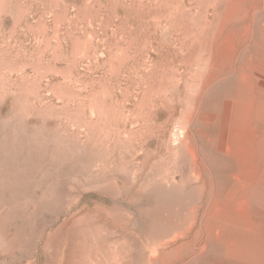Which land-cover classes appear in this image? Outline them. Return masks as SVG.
<instances>
[{
  "label": "rangeland",
  "instance_id": "1",
  "mask_svg": "<svg viewBox=\"0 0 264 264\" xmlns=\"http://www.w3.org/2000/svg\"><path fill=\"white\" fill-rule=\"evenodd\" d=\"M254 2L0 0V264H156L154 214L183 219L197 197L187 145L216 146L230 181L215 134L239 77L208 80L230 31L253 26L231 66L254 52ZM201 229L183 259L196 246L191 264H229Z\"/></svg>",
  "mask_w": 264,
  "mask_h": 264
},
{
  "label": "bare ground",
  "instance_id": "2",
  "mask_svg": "<svg viewBox=\"0 0 264 264\" xmlns=\"http://www.w3.org/2000/svg\"><path fill=\"white\" fill-rule=\"evenodd\" d=\"M251 6V14L252 16H256L258 15V11L260 12L261 8L263 9L264 0H260V2H254V4ZM235 14L237 16L243 17L245 14L244 9L241 6L238 7V9L235 11ZM252 27L244 24L242 28L243 30L241 32H228V36L222 42V45L225 44V47L217 50L218 55L214 62V71L210 77V80H208V83H210L211 81L217 82L221 74L223 75L225 73L226 75V73L228 74L229 72H231L233 76L237 74L239 77V84L237 86L236 95L233 100H227L223 110L224 114L220 119V131L217 130V134H215V136L217 135L216 141L218 143L219 149L222 150V152L224 151L226 154L233 155L235 157V164L233 163L234 165H231L232 167L229 165L231 167L230 173L225 174L230 175L229 177L231 179L228 178V180H230L229 182L226 180V182L228 183L226 185L220 186V184L216 182L217 180L219 182V179H222L223 175H221V178H218V176L223 172L220 173L217 177H214L215 172H213V170H215L214 167L216 165H221V161H223L221 157L224 156H221L223 153L219 154L220 157L218 156L217 151L215 152L214 149L216 147L214 146L215 144H213L214 147L210 146L212 147L210 151L211 153H209V151L207 150V152L203 153L205 149H200L203 153L202 154L200 152L202 154L201 156V154L197 153L196 151V148H198V146L196 147V145L198 143L194 146V143L192 142L190 144L189 142L186 143V140L188 138H184L185 145L189 144L187 145V148L193 158H191L193 160L192 163L194 164L192 169L194 180L196 181L195 187L197 191V197L194 199H190L188 203L189 208L187 214L183 217V219H178L171 213L167 216L160 214L162 208L164 209V207L158 209V213L156 212L154 214V219L157 223V232L161 233L162 235L158 245L163 249L161 251V257L155 258L156 264H189L190 262L195 260V258L197 259V256H199L202 251L197 250L195 248L196 246L193 247V251L187 257V260L183 259L182 252L185 247L192 244L193 239H189V235L193 233L194 239H196L199 235L198 233L200 232V230H202L201 228H204L202 233L204 236L203 239L208 238V236H213L217 240H220L222 242L224 246L223 253L227 259L231 260L229 264H264V18L260 19V34L259 37H257L258 40H256L253 44L255 45V48H252L254 49V52L249 54L247 60L244 61V64L239 69H235L234 66H231L229 64L231 54L233 53L237 55L236 52L240 51L238 50V48L240 49L242 46H245L249 43L251 38L250 33H252ZM209 65L210 64H208V66ZM225 75H223V77ZM220 82L221 79L219 83ZM224 82L225 81H223V83ZM214 86L216 85L214 84ZM211 87L210 90L214 88ZM206 90L204 91L205 93L210 92ZM198 109L199 106L196 111H198ZM212 109H215L217 111V108ZM219 109H221L220 105L218 110ZM212 116L215 117L213 114H209L208 117H206L211 118ZM256 117L261 118L263 123L260 122L261 124H257L258 121L255 122ZM202 119L203 121L199 120L200 123L202 122L201 126L205 125L206 122H208H205L204 118ZM193 120L195 119L193 118ZM187 124L188 123L186 122L185 126L188 127L189 125ZM198 126L199 128H196V126L195 129H200V125ZM191 130L189 129L190 132ZM203 130L204 128L202 129V131ZM193 131L194 133L198 132L194 129ZM199 131L201 132V130ZM212 131L214 135L215 130ZM191 136L192 135H190V137ZM195 136H197V134ZM190 139L194 141V138ZM205 140L206 139H204V141ZM196 141L198 140L196 139ZM209 144L211 145V143ZM198 145L200 147L202 146L200 145V142ZM212 150L216 154H214ZM212 153L213 155H217L221 159V161L218 159L220 163L215 161L218 157H214L213 155H211ZM218 153L220 152L218 151ZM198 154H200L199 156H201L199 159ZM209 155L211 156V158L214 157L216 159H210ZM210 160H214L216 162L215 163L213 161V164H216L213 168V164ZM215 178H217V180ZM256 206L259 207V210L261 208L262 211L257 210L258 208H256ZM170 212L173 213V211ZM167 236H170L172 238V241H167V238H165ZM203 239L198 240L201 241ZM199 243L201 244V242ZM203 247H205V244L203 245ZM203 247L201 248L203 249ZM155 252L157 251L155 250Z\"/></svg>",
  "mask_w": 264,
  "mask_h": 264
}]
</instances>
